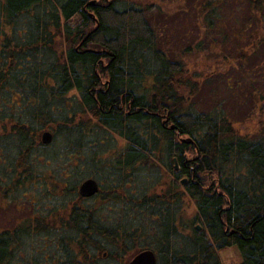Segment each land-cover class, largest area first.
I'll use <instances>...</instances> for the list:
<instances>
[{
	"label": "trees",
	"instance_id": "obj_1",
	"mask_svg": "<svg viewBox=\"0 0 264 264\" xmlns=\"http://www.w3.org/2000/svg\"><path fill=\"white\" fill-rule=\"evenodd\" d=\"M91 1L0 0L1 23L24 13L31 17L33 43L46 46L42 63L32 71L0 73L1 193L9 198L18 184L41 191L46 186L38 182L46 172L54 179L49 193L59 189L74 196L47 214L0 226V264H14L22 256L28 264L49 259L57 264H128L150 247L138 244L141 227L103 222L99 204L121 200L143 208L156 221L159 264H224L220 252L230 246L241 256L234 264H264V139L240 134L227 116L193 109L199 72L160 47L152 23L154 0ZM218 1L196 5L197 11L204 5L199 12L207 27H214L220 15ZM244 1L255 24L251 46L236 55L246 60L264 43V0ZM53 36H59V58ZM186 50L184 58L192 52ZM0 55L8 67V54ZM26 101L36 104L27 107ZM97 129L122 139V149L107 158L94 152L87 162L77 161L80 170L73 169L74 152L83 149L76 143ZM45 130L54 134L50 144L42 142ZM41 151L62 163L68 159V167L37 169L35 155ZM151 164L158 180L137 201L126 184L138 168ZM110 169L122 175L109 180ZM87 176L108 179L91 200L78 192ZM184 198L194 204V215L185 224ZM181 228L187 238L184 249L177 244ZM53 235L56 248L48 250L38 238Z\"/></svg>",
	"mask_w": 264,
	"mask_h": 264
},
{
	"label": "rangeland",
	"instance_id": "obj_2",
	"mask_svg": "<svg viewBox=\"0 0 264 264\" xmlns=\"http://www.w3.org/2000/svg\"><path fill=\"white\" fill-rule=\"evenodd\" d=\"M154 1L157 7L153 11L152 23L157 28L160 47L171 58L181 57L188 60L192 69L199 72V75H196L198 87L191 97L193 109L218 117L227 116L240 134L250 139H264V43L250 51L246 60L236 58L238 50L251 46L249 36L254 31L255 24L250 17L249 5L244 0L218 1L217 13L220 15L214 19H220V22H217L214 27H207L205 16H201L199 12L204 5L201 4L198 11L196 9V5L200 4L201 0ZM24 25L25 20L20 17L14 35L20 37ZM235 31L238 34L232 36L231 33ZM186 49L192 52L190 56L184 58ZM61 139L62 137L59 141ZM59 141L56 145L60 143ZM76 145L77 148L83 147V149H77L74 152L75 161L87 162L94 152H99L107 158L114 149L123 146V140L111 131L97 129L89 132L83 142L79 141ZM37 153L38 150L35 149L34 154ZM66 160L68 159L62 163L56 160L55 156L46 158L44 151H41L39 156L35 155L34 166L37 169L42 167L59 169L64 163L66 164L63 166L68 167L69 161L66 162ZM153 166L151 164L150 167L153 168ZM150 167L145 165L138 168L137 175L130 178L126 184L129 193L135 196L137 201L142 194L150 192L158 180V171ZM80 169V167L77 168V170ZM41 176L38 185L46 186L41 191L33 185L26 187L18 184L12 192L8 193L9 198H6L1 193L0 187L1 227H12L16 220L34 213L47 214L62 205L67 197L72 201L74 196H64L62 190L58 189L52 194L49 193L53 190L51 184L54 179L50 177V173L46 172ZM102 183L103 186L108 185V179L103 177ZM33 184L36 185L34 182ZM44 191L46 194L43 193ZM98 207L101 208V218L105 224L141 227L144 234L138 239L139 246L157 248V223L143 208L133 206L131 203L127 204L123 200L105 202ZM192 215H194V204L188 198H184V224ZM183 228L177 243L181 249L185 248L184 244L187 240ZM38 239L39 242L45 240L44 244L49 247L48 250L56 248L54 235ZM39 247L40 250L43 248L42 245ZM41 252L39 251V255L42 256ZM220 257L224 264L237 263L241 258L239 250L234 246L223 249ZM23 258L24 256L22 259L18 258L19 261H15L14 264H28V261ZM45 264H57V261L49 259L45 261ZM111 264L120 263L115 260Z\"/></svg>",
	"mask_w": 264,
	"mask_h": 264
},
{
	"label": "flooded vegetation",
	"instance_id": "obj_3",
	"mask_svg": "<svg viewBox=\"0 0 264 264\" xmlns=\"http://www.w3.org/2000/svg\"><path fill=\"white\" fill-rule=\"evenodd\" d=\"M1 11H2V8L0 5V15L2 14ZM21 14H22V18L25 20V25H24V28L21 29L22 35H20V37L18 36L19 38L17 37V35H14V32L16 31L18 23L20 21L19 18H18L19 20L15 19L14 21H9V22L5 19L6 21L2 22V23L0 20V52L3 51L4 54H6V55L8 54L7 57H5L7 59V62H8V67H3L5 62L3 61V57L0 55V73L3 70L6 72H11V73L20 72L22 75H25L27 72L32 71V68H35L36 64L42 63V60L44 58L43 54H44V52H45L44 50L46 48L45 43H43V42H39L36 44L33 43L35 39H34V37H31L28 33L29 32L28 23H29L31 17L25 16L24 13H21ZM32 16H33V13H32ZM213 22L214 23L220 22V19L214 20ZM237 34H238L237 31L231 33L232 36H236ZM58 38H59V36H57V37L53 36V41L55 42L53 44V46H54L55 54L59 58L60 44H59ZM224 38H226V36ZM7 39H8L7 45L2 46L4 41H6ZM17 47H20L19 48L20 51L18 52L17 56H13L12 50H16ZM13 58L15 59V62L11 63V60ZM13 83H14V80H12V84H11L12 86H13ZM18 100H20V99H17V101ZM24 103H26V106L28 105L27 107H29L30 104H32V105L36 104V102H27V101ZM71 103H72V105L73 104L76 105V103H78V102H71ZM121 149H122L121 147H117L116 149L113 150V152L111 153L110 156L114 155L115 152H117ZM69 166L73 167V169H75V168L79 167V163L78 162H71ZM106 174H107V177L109 180L110 179L116 180V178H118L120 175H122V172L118 173L117 170L110 169V171H107ZM134 176L135 175H132V177H130V178H133ZM88 177H93V176H87L86 178H88ZM95 178L99 182V186H100L99 191H100L105 186H103L102 180H99L97 177H95ZM82 181H81V183H82ZM81 183H80V185H81ZM80 185H79V189H78L79 194H80ZM99 191H98V193H99ZM98 193H96L95 195L90 196V197H84L81 194L80 195L82 197H84L86 200H91ZM16 223H17V220H16ZM151 249H153V248H151ZM154 251H155L157 258H158V254H157L156 250H154ZM158 264H159V259H158Z\"/></svg>",
	"mask_w": 264,
	"mask_h": 264
},
{
	"label": "water",
	"instance_id": "obj_4",
	"mask_svg": "<svg viewBox=\"0 0 264 264\" xmlns=\"http://www.w3.org/2000/svg\"><path fill=\"white\" fill-rule=\"evenodd\" d=\"M91 4H95L96 0L90 2ZM92 16H94L92 14ZM175 125H172L174 127ZM54 138V134L50 130H45L42 133V142L44 144L52 143ZM176 160V169H179V165ZM187 177L182 179L183 183H186ZM100 189L99 182L95 177H88L84 179L80 185V194L84 197H90L98 193ZM200 227V226H199ZM128 264H158V258L155 251L151 248H145L138 252Z\"/></svg>",
	"mask_w": 264,
	"mask_h": 264
}]
</instances>
